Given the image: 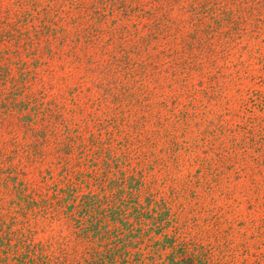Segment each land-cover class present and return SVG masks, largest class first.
Wrapping results in <instances>:
<instances>
[{"label": "rangeland", "instance_id": "1", "mask_svg": "<svg viewBox=\"0 0 264 264\" xmlns=\"http://www.w3.org/2000/svg\"><path fill=\"white\" fill-rule=\"evenodd\" d=\"M0 264H264V0H0Z\"/></svg>", "mask_w": 264, "mask_h": 264}]
</instances>
